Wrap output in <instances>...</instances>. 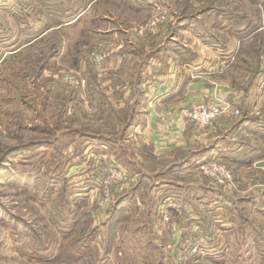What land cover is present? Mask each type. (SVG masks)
<instances>
[{"label": "rangeland", "instance_id": "rangeland-1", "mask_svg": "<svg viewBox=\"0 0 264 264\" xmlns=\"http://www.w3.org/2000/svg\"><path fill=\"white\" fill-rule=\"evenodd\" d=\"M17 1L0 0V264H185L184 260L195 264H264V198L239 201L255 189L264 191V174H235L238 183L226 188L202 175L190 159L204 146L202 135L209 127L199 132L192 123L188 125L197 132L195 143L177 156L189 161L186 174L177 173L176 164L154 163L151 157L144 163L131 159L136 152L129 143L121 142L123 131H107L102 124L114 123L121 128L129 116L118 113L113 119L96 115V111L103 114V108L101 101L97 102L99 108L92 107L86 75H92L96 82L100 76L111 74L117 79L118 72L124 75L121 58L124 55L128 61L130 51H139L129 50L137 45L133 35L117 32L97 38L86 28L80 31L81 19L66 20V26L61 27L63 3L51 6L53 11L49 12L44 0ZM160 3L135 13L139 26L156 10L167 15L156 28L142 29L148 35L138 38L149 44L163 30V44L168 45L173 42L170 33L179 17L191 14L198 26L214 27H198L208 31L202 38L220 39L223 45L232 42L230 36L241 38L233 62L241 74L233 81L237 89L233 88L232 96L236 98L243 91L245 96L257 86L253 98L256 96L263 106V89L255 79L264 77V0ZM204 9L209 10L196 15ZM104 14L116 15V27L132 25L125 24L117 12ZM236 24L243 31L234 34ZM126 44L128 48L120 51ZM177 49H182L181 45ZM105 54L104 64L98 67ZM116 84L120 86V102L128 105L125 92L129 83ZM251 102L254 100L242 106H254ZM237 106L241 110L239 103ZM101 138L114 140L116 146H85L84 139ZM107 169L114 170L112 179L104 173ZM207 186L212 193L219 189L233 192L238 198L234 211L239 227L255 222L261 227H253L255 242L247 245L240 228L239 237L232 235L234 212L216 205L212 194L205 193ZM262 191L260 195H264ZM162 203L170 204L166 209L172 216L168 223L158 213ZM177 204L181 210L172 213L170 209Z\"/></svg>", "mask_w": 264, "mask_h": 264}, {"label": "crops", "instance_id": "crops-1", "mask_svg": "<svg viewBox=\"0 0 264 264\" xmlns=\"http://www.w3.org/2000/svg\"><path fill=\"white\" fill-rule=\"evenodd\" d=\"M14 1L18 2L17 0ZM44 2L49 4V12L53 11L51 6L58 4L60 7L63 3L61 27L66 26V20L72 22L81 19L78 24L81 27L80 31H84L86 28L91 34L92 32L95 33L97 38L103 36L102 34L105 36L116 35L117 32L133 35L132 39L137 45L132 46L129 50L139 51L137 54L130 51L132 57L128 61L124 55L121 58L120 65L124 70V75L122 72H118L119 78L116 77L117 79L111 74L105 78L100 76L99 79L101 80L97 82L92 75L90 77L86 75V89L91 98L92 107L96 110L99 108L97 102L101 101L103 114L96 111V115L110 116L113 119L118 113L129 116L126 124L121 128L114 123H102L103 120H99L100 123L106 124L107 131L118 129L123 131L121 142L129 143L136 152L132 153L131 159L144 163L147 161V157H151L154 163L163 161V163L168 162L167 164L170 163L171 165L176 164L177 173L186 174L190 167L189 161L187 158L180 160L177 156L180 152L182 153V150L194 145L193 138L197 137V132L192 125H179L176 121L178 110L181 106L190 105L201 99L210 100L217 90H226L231 95L234 93L232 90L237 88L232 86L233 81L238 79L241 72L233 66V62L235 61V52L242 39L230 36L232 42L226 41V45H223L220 39L212 40L204 37L203 39L202 34L208 31L200 29H206L207 26H198L195 20L192 21L193 16L191 14L189 18L188 15L180 16L177 25L172 27L170 34L173 42H169L168 45L163 44V36L161 35L164 31L161 30V33L152 35L153 40L154 38L155 40L148 44V41L143 40L142 37L138 38V36L143 35L145 37L148 34L142 30V25L139 26V18L135 13L140 12L144 6L161 5L160 0H58V2L57 0L53 2L44 0ZM164 5L168 6L167 3ZM30 9L33 10L34 6H31ZM208 10H200L196 15ZM104 12L108 14L117 12L125 20V24L134 26L116 27L119 25L116 21V15L107 16ZM44 14L46 13L44 12ZM106 23L108 25H105ZM99 25L100 28H97ZM235 26L238 31H235L234 34L243 31L242 26L239 27L237 24ZM207 29L212 30L214 27H207ZM45 32L43 30L42 34ZM176 45H181L182 49H177L178 46ZM122 48H128L127 44L122 46L120 51ZM115 56H118V53ZM220 67H223L222 70ZM255 80V84L258 83V87L263 89L264 93V77L257 76ZM132 81L135 83L134 86ZM116 82L129 83V90L125 92V96L129 98L128 105L120 102L121 91ZM256 88L257 86L252 87V90L245 96L243 91L236 97L239 98L237 100L234 97L241 106L244 102L250 103L252 99L254 102H251V105L254 106L249 108L248 105L242 106L241 110L237 106L240 112L239 116L234 119L221 117L214 122L202 135L204 146L194 151L190 159L192 163L197 164L203 155V159L213 158L226 163V166L233 172L232 174H264V146L259 145L260 142L264 143V104L260 107L259 101L255 100L257 97L253 98ZM263 93L260 96H264ZM114 121L120 122L116 119ZM208 140H210L209 143H207ZM253 140L260 142L255 144L252 142ZM118 142L120 141L118 140ZM84 143H86L85 146L95 145L103 148L104 146H116L114 140H105V138L84 139ZM93 149L94 151L101 150ZM117 155L119 154L117 153ZM107 156L112 157L110 154ZM78 158L80 157L78 156ZM234 183L238 182L234 181ZM260 191H262L261 188L248 192L247 194L251 193L252 195L239 201L252 202L253 200L256 202L261 200L264 195H260ZM207 192L212 194L216 205L219 204L224 209L228 208L229 211L234 212L233 218L235 220L232 224L236 228L233 231L232 227L234 232L232 235L238 236V229L240 228L242 232H245L247 245L255 242L253 227L257 226L259 229L261 227L256 222V224L251 223L248 226L239 227L236 213L238 198L236 199L232 195L233 192L229 194L218 190V192L212 193L208 186L205 190V193ZM252 211L254 212V209ZM202 225L205 226L204 223ZM236 241L234 238V242ZM252 254L251 247V256Z\"/></svg>", "mask_w": 264, "mask_h": 264}, {"label": "built area", "instance_id": "built-area-1", "mask_svg": "<svg viewBox=\"0 0 264 264\" xmlns=\"http://www.w3.org/2000/svg\"><path fill=\"white\" fill-rule=\"evenodd\" d=\"M166 13L163 10H156L151 18L142 26V29L149 28L154 29L157 25L164 23L166 19ZM107 55H102L100 59L102 62L98 67H101L104 64ZM70 83L77 84L74 79H70ZM237 100V99H236ZM235 98L226 90H217L214 95H212L210 100H199L190 105L181 106L178 110L177 120L180 126H187L189 123H192L196 129L199 131H203L210 127L212 123L220 118L221 116H237L240 114L239 109L237 107V101ZM198 168L201 170L202 175L207 178L213 179L216 182H220L224 187H230L233 185V175L227 166L222 164L218 159H204L199 161ZM114 170L107 169L105 170V174H107L108 178H113L112 174ZM110 179V180H111ZM226 188V187H225ZM178 201V200H175ZM170 204L162 203L158 205V213L161 215V218L164 222L168 223L171 221V214L167 212V208ZM175 212H179L181 210V206L173 205ZM189 248L192 252H196V247ZM188 255V254H187ZM188 257V256H187ZM186 264H195V262H187L184 260Z\"/></svg>", "mask_w": 264, "mask_h": 264}, {"label": "trees", "instance_id": "trees-1", "mask_svg": "<svg viewBox=\"0 0 264 264\" xmlns=\"http://www.w3.org/2000/svg\"><path fill=\"white\" fill-rule=\"evenodd\" d=\"M233 173V172H232ZM233 175V180L235 181V174H232ZM220 190V189H219ZM170 211L173 213L172 209H170ZM91 257V255H90ZM186 264V263H185Z\"/></svg>", "mask_w": 264, "mask_h": 264}]
</instances>
